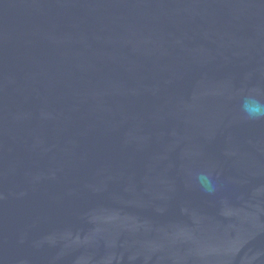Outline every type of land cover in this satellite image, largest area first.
<instances>
[{"label":"water","instance_id":"1","mask_svg":"<svg viewBox=\"0 0 264 264\" xmlns=\"http://www.w3.org/2000/svg\"><path fill=\"white\" fill-rule=\"evenodd\" d=\"M248 96L264 0H0V264H264Z\"/></svg>","mask_w":264,"mask_h":264},{"label":"clouds","instance_id":"2","mask_svg":"<svg viewBox=\"0 0 264 264\" xmlns=\"http://www.w3.org/2000/svg\"><path fill=\"white\" fill-rule=\"evenodd\" d=\"M241 109L249 120H264V101L254 96L244 98ZM197 179L206 192L212 193L215 191L213 181L209 175L201 173L198 175Z\"/></svg>","mask_w":264,"mask_h":264}]
</instances>
